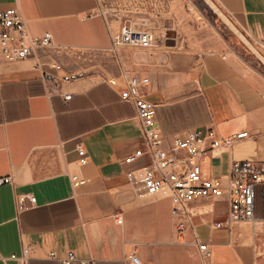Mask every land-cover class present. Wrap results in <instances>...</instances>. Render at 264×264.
Instances as JSON below:
<instances>
[{"label": "crops", "instance_id": "obj_1", "mask_svg": "<svg viewBox=\"0 0 264 264\" xmlns=\"http://www.w3.org/2000/svg\"><path fill=\"white\" fill-rule=\"evenodd\" d=\"M220 1L264 44V0ZM20 4L34 36L53 35L57 47L39 51L46 64L62 65L64 71L52 73L82 77L46 84L33 60L0 58V179H11L0 185V264H19L24 255L29 264H56L51 253L63 259L70 252L96 264H129L131 253L142 264H260L247 223L231 234L212 228L227 217L224 199L195 201L174 215L168 198L140 199L128 184L127 172L151 162L123 163L143 148L142 132L133 107L103 81L120 78L122 67L97 0ZM12 7V0H0V10ZM148 51L139 64L121 58L132 74L150 78L143 91L158 106L164 136L211 128L228 139L247 132L229 151L203 159L206 176L226 175L234 161L264 162L263 76L220 51L201 57L156 46ZM61 94L72 98L65 102ZM79 143L90 156L86 166L78 163ZM72 174L84 184L74 188ZM256 218L264 224V202L258 201ZM197 243L208 246L207 258Z\"/></svg>", "mask_w": 264, "mask_h": 264}, {"label": "built area", "instance_id": "obj_2", "mask_svg": "<svg viewBox=\"0 0 264 264\" xmlns=\"http://www.w3.org/2000/svg\"><path fill=\"white\" fill-rule=\"evenodd\" d=\"M14 7L0 10V58L15 63L33 60L34 69L41 75L46 84L71 83L79 80L82 75L64 73L56 75L52 71L62 72L59 63L49 64L39 55L41 49L57 47L53 35L46 32L34 36L28 21L21 10V0H12ZM156 45V36L150 30H136L123 25L116 34H111V52L121 65V77H103V81L120 97L121 101L133 107L136 112L141 132L143 148L123 160L130 165L138 159L147 157L151 164L147 167L127 172L126 179L136 195L143 200L151 197L164 196L173 206V214L186 212L189 205L205 199H224L227 203V217L223 222L212 225L214 230L226 229L231 234L239 222L258 224L256 207L258 201L264 202V162L231 163L228 173L223 176H206L202 161L216 151H229L237 140L248 137V133H240L228 139H221L214 129L190 130L172 136H164L157 123L158 106L147 99L144 89L149 85L150 78L132 74L125 69L121 52L125 48L151 49ZM65 102L72 95L61 94ZM167 145V146H165ZM78 163L86 166L90 156L82 143L77 144ZM74 188L84 184L77 174L70 176ZM10 178L0 179V185L10 182ZM26 197L21 198V201ZM122 219L118 218V223ZM202 258H207L208 246L196 244ZM49 260L56 264H96V260H81L73 252L67 257L58 259L51 253ZM129 264H142L136 253L126 257ZM19 264H29L27 256Z\"/></svg>", "mask_w": 264, "mask_h": 264}, {"label": "rangeland", "instance_id": "obj_3", "mask_svg": "<svg viewBox=\"0 0 264 264\" xmlns=\"http://www.w3.org/2000/svg\"><path fill=\"white\" fill-rule=\"evenodd\" d=\"M97 2L106 24L113 28L114 34L123 25L136 30H150L156 36L155 46L159 45L157 51H177L200 57L220 51L226 53L238 66L264 77V65L258 56L264 58V44L252 39L245 31L241 17L228 10L220 0H212L219 12L210 9L206 0ZM247 43L253 46L256 53L250 50ZM148 50L125 48L121 54L127 60L138 63L148 55ZM247 231L249 237L256 234L258 257L260 264H264V224L247 223Z\"/></svg>", "mask_w": 264, "mask_h": 264}, {"label": "bare ground", "instance_id": "obj_4", "mask_svg": "<svg viewBox=\"0 0 264 264\" xmlns=\"http://www.w3.org/2000/svg\"><path fill=\"white\" fill-rule=\"evenodd\" d=\"M206 3H207V5L210 7V9H212V10H215V11H218L219 12V10H218V8L215 6V4L212 2V0L210 1V0H206ZM224 18V17H223ZM225 19V18H224ZM226 20V19H225ZM228 22V21H227ZM236 32H238V31H236ZM241 36V35H240ZM242 37V36H241ZM240 37V38H241ZM239 38V39H240ZM242 39L245 41L246 39H244L243 37H242ZM248 44V43H247ZM249 45V48H250V50L251 51H253L254 53H256V50L253 48V46H251L250 44H248ZM157 47V46H156ZM155 49V48H154ZM249 50V49H248ZM259 56V59H260V61H261V63L264 65V58L263 57H261L260 55H258Z\"/></svg>", "mask_w": 264, "mask_h": 264}]
</instances>
